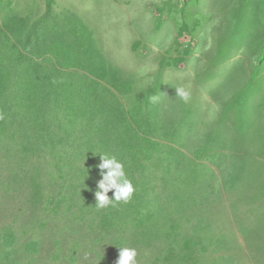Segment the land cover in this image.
<instances>
[{
    "label": "trees",
    "instance_id": "obj_1",
    "mask_svg": "<svg viewBox=\"0 0 264 264\" xmlns=\"http://www.w3.org/2000/svg\"><path fill=\"white\" fill-rule=\"evenodd\" d=\"M45 2L36 21L8 12L0 23V194L11 202L0 217V264H41L43 249L50 264H116L120 247L137 246L141 264H225L196 216L197 175L162 142L170 133L152 99L156 83L135 94L117 73L105 82L82 23ZM101 155L124 164L134 191L98 209ZM187 212L194 223L182 236ZM158 223L175 244L157 243Z\"/></svg>",
    "mask_w": 264,
    "mask_h": 264
},
{
    "label": "rangeland",
    "instance_id": "obj_2",
    "mask_svg": "<svg viewBox=\"0 0 264 264\" xmlns=\"http://www.w3.org/2000/svg\"><path fill=\"white\" fill-rule=\"evenodd\" d=\"M44 9L45 0H0V23L8 12ZM53 10L82 23L105 82L117 73L134 81L135 94L156 83L160 124L170 133L160 140L197 175L196 216L209 223L219 256L264 264V0H53ZM178 87L187 102L175 96ZM1 197L0 217L11 203ZM193 215L180 235L189 234ZM156 229L162 248L175 244L163 240L165 225ZM42 256L50 264L44 249Z\"/></svg>",
    "mask_w": 264,
    "mask_h": 264
},
{
    "label": "clouds",
    "instance_id": "obj_3",
    "mask_svg": "<svg viewBox=\"0 0 264 264\" xmlns=\"http://www.w3.org/2000/svg\"><path fill=\"white\" fill-rule=\"evenodd\" d=\"M189 92L183 87L175 88V96L184 102L189 99ZM153 102L157 99L152 97ZM100 169L101 179L97 183V190L94 193L95 206L103 209L108 206H116L120 202H127L134 191L131 181L127 178L124 164L115 156L101 155ZM109 191H113L112 198L107 196ZM137 252L134 248L120 247L116 264H136Z\"/></svg>",
    "mask_w": 264,
    "mask_h": 264
},
{
    "label": "crops",
    "instance_id": "obj_4",
    "mask_svg": "<svg viewBox=\"0 0 264 264\" xmlns=\"http://www.w3.org/2000/svg\"><path fill=\"white\" fill-rule=\"evenodd\" d=\"M45 12H46V2H45V9H44L43 13H41V14L36 13L35 15L30 14L29 16L24 15V14L23 15L21 14L20 16H22V17H29L30 20H31V22H33V21H36L37 19L41 18L45 14ZM68 13H71V12H68ZM52 14L55 15L56 17H58V18L62 17L61 15H57V14H61V13L55 12L53 10V3H52Z\"/></svg>",
    "mask_w": 264,
    "mask_h": 264
}]
</instances>
